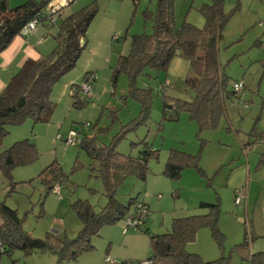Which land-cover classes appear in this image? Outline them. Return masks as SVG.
Returning <instances> with one entry per match:
<instances>
[{"label": "rangeland", "instance_id": "1", "mask_svg": "<svg viewBox=\"0 0 264 264\" xmlns=\"http://www.w3.org/2000/svg\"><path fill=\"white\" fill-rule=\"evenodd\" d=\"M91 1L79 0V8ZM204 2L210 0H173L174 24L187 21L203 27L199 8ZM223 3L231 14L218 40V60L229 86L243 80L245 105L226 99L225 114L215 127L199 130L196 119L186 111H180L176 119L162 118L163 93L168 101L192 95L184 80L192 71L188 61L177 55L166 69L145 68L136 75V85L150 88L151 97L145 120L130 123L138 117L141 104L128 92L127 75L120 71L113 81V70L119 55L128 52L131 35L152 33L150 15L156 0H96L97 12L87 28L85 47L73 68L52 86L50 98L55 106L49 119L25 118L7 126L0 152L14 141L28 138L38 155L32 162L12 168L10 181L0 173V198L17 211L23 229L38 238L48 231L76 235L81 225L71 207L76 199H87L95 210L106 203L97 162L79 143L81 139L93 138L96 145L115 142L117 151L132 156L144 148L143 140L156 149L157 155L148 160L145 181L130 174L117 187L121 203L136 197L148 204L145 226L125 230L124 218L104 224L92 238L93 249L66 264H106L105 257L114 261L110 264H150L151 246L144 228L152 234L170 231L174 217L205 211L199 207L200 201L218 202L222 241L209 227H201L194 240L186 243L188 251L205 260L228 255L227 264H241L244 262L232 248L244 237L251 251H264V164H258L264 144L255 140L264 131V5L255 0ZM87 70L92 74L91 95L76 106L70 83L81 85ZM70 130L77 133L75 145L65 140ZM171 149L197 154L200 168L188 166L179 177H169L163 170ZM52 162L65 176L59 193L47 189L39 177ZM240 188L247 189L248 195L235 202L234 190ZM55 260L49 251L25 254L20 248L1 256L3 264H55Z\"/></svg>", "mask_w": 264, "mask_h": 264}, {"label": "trees", "instance_id": "2", "mask_svg": "<svg viewBox=\"0 0 264 264\" xmlns=\"http://www.w3.org/2000/svg\"><path fill=\"white\" fill-rule=\"evenodd\" d=\"M48 2L49 0H24L11 6L7 0H0V51L18 35L20 27ZM199 9L205 20L203 27L187 21L176 26L173 0H156L155 10L150 15L152 33L131 35L128 52L119 55L112 79L115 81L116 75L120 71L124 72L129 81L128 92L139 99L141 104L138 117L130 122L132 125L145 120L151 97L150 88L136 85V75L145 68L166 69L176 55L189 63L192 74L186 75L184 80L192 95L190 99L171 97L172 100L168 101L163 93V119H176L180 111H186L190 118L196 119L199 130L204 127L213 128L225 114L226 99L236 100L218 60V40L231 12L224 10L223 0L204 2ZM96 12V0H92L65 16L59 14L56 20V43L52 50L41 58H26L10 76L0 90V141L8 133V125L18 124L25 118L34 121L49 119L55 106L50 98L52 86L75 65L86 45V31ZM88 72L91 73L84 72L83 81L92 76ZM71 91L73 104L81 106L86 96L79 98V93L82 94L80 84H71ZM123 132L125 130H121ZM79 143L83 144L97 162V176L102 181L106 203L95 210L87 199H76L71 203L81 224L76 235L69 237L65 232L58 234L48 231L43 238H38L23 229L22 219L17 211L0 198V240L5 246L4 253H9L13 248H20L25 254L49 251L56 257L55 264H66L80 254L92 250V238L99 233L101 226L123 218L131 203L140 200L130 197L127 204L121 203L117 199V187L130 174L145 181L148 160L157 155L156 149L143 140L144 148L137 156H132L117 151L115 142L96 145L93 138L87 137ZM37 155L33 141L28 138L16 140L0 152V173L10 181L12 168L32 162ZM261 162H264L262 157L258 159V163ZM188 166L200 168L198 155L171 149L163 171L169 177L177 178L181 170ZM39 177L50 190L55 182H60L65 176L60 166L52 162L41 170ZM199 207L205 211L174 217L170 231L152 234L144 228L151 246V254L147 258L150 264L228 263V255L205 260L200 254L185 248L187 242L194 240L201 227H209L212 235L220 243L222 241L223 235L217 226L218 202L200 201ZM144 226L145 224L140 229ZM232 249L244 262L241 264H264V251H251L246 237Z\"/></svg>", "mask_w": 264, "mask_h": 264}, {"label": "crops", "instance_id": "3", "mask_svg": "<svg viewBox=\"0 0 264 264\" xmlns=\"http://www.w3.org/2000/svg\"><path fill=\"white\" fill-rule=\"evenodd\" d=\"M23 1L24 0H7L9 5H15L17 3L20 4V2L22 3ZM255 3L262 6L264 5V0H255ZM79 6V0H67L66 3L61 6L57 16L59 14H61V16H65L71 12H74L79 9ZM56 20L57 17L55 21L51 23L37 24L35 28L25 36H14L7 47L0 51V90L4 87L10 76L19 69L26 58H41L52 50L56 43L55 34L58 30V21L56 22ZM89 75L92 74L90 73ZM70 84H73V82ZM260 134L264 135V131H262ZM260 157L264 158V151H262ZM258 164L262 165L264 162ZM246 191L247 192H245V194L247 193L248 195V190L246 189Z\"/></svg>", "mask_w": 264, "mask_h": 264}, {"label": "built area", "instance_id": "4", "mask_svg": "<svg viewBox=\"0 0 264 264\" xmlns=\"http://www.w3.org/2000/svg\"><path fill=\"white\" fill-rule=\"evenodd\" d=\"M67 0H50L43 9L36 11L31 18H29L19 29L18 35L25 36L27 33L32 31L35 26L39 23H51L55 21L58 11L61 9V6L66 3ZM89 76L86 81H83L80 85V91L82 95L89 96L91 95V78ZM231 88L233 90L235 99L237 101L242 100L243 91H244V83L243 80H235L231 84ZM245 105V103H244ZM76 132L75 130H70L65 137V140L75 145L77 143L76 140ZM256 141L264 144V136H257ZM62 183H66L65 179H62L60 182H55L52 186V189L59 193L60 186ZM241 197H245V190L243 188L235 189L234 190V201L239 202ZM148 217V205L142 200H135L132 202V207L129 209L127 214L123 217L125 221V230L127 229H137L143 226L146 223V219ZM124 230V231H125ZM5 251L4 243L0 240V264H3L1 261L2 253ZM106 264H110L114 262L113 260L109 259L108 257L104 258Z\"/></svg>", "mask_w": 264, "mask_h": 264}, {"label": "clouds", "instance_id": "5", "mask_svg": "<svg viewBox=\"0 0 264 264\" xmlns=\"http://www.w3.org/2000/svg\"><path fill=\"white\" fill-rule=\"evenodd\" d=\"M50 1V0H49Z\"/></svg>", "mask_w": 264, "mask_h": 264}]
</instances>
